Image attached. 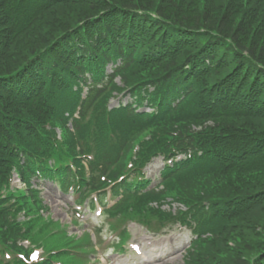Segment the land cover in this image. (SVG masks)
<instances>
[{
  "label": "trees",
  "instance_id": "1",
  "mask_svg": "<svg viewBox=\"0 0 264 264\" xmlns=\"http://www.w3.org/2000/svg\"><path fill=\"white\" fill-rule=\"evenodd\" d=\"M227 1L0 0V176L10 153H30L45 122L65 125L63 114L79 105L74 125L80 131L88 117L82 130L96 162L91 185L98 172L110 179L121 174L125 163L113 160L123 150L130 157L134 144L139 165L188 146L205 153L198 167L164 173L159 192H126L118 214L145 220L160 213L149 202L171 196L197 211L183 219L199 234L210 233L194 243L187 264H264V0ZM75 8L77 14L54 22L59 11ZM190 9L196 13L187 16ZM44 19L48 38L39 37L23 58L4 60ZM117 58L122 66L103 81L104 65ZM86 74L91 84L80 100L73 87L79 78L87 85ZM145 86L154 87L156 114H135L129 106L106 112L113 92L128 89L141 100ZM111 132L123 145L116 154ZM212 141L223 155L219 167L207 165ZM128 199L136 203L122 208ZM6 219L0 209V238L11 240L18 230Z\"/></svg>",
  "mask_w": 264,
  "mask_h": 264
},
{
  "label": "rangeland",
  "instance_id": "2",
  "mask_svg": "<svg viewBox=\"0 0 264 264\" xmlns=\"http://www.w3.org/2000/svg\"><path fill=\"white\" fill-rule=\"evenodd\" d=\"M224 1L226 2V0ZM228 1L230 2V0ZM237 8L240 9L241 4L238 5ZM193 11H191L190 9L189 12H186V15L188 16V14L196 13L195 10ZM78 12H79L78 8L72 10L69 9L64 12L59 11L60 19L56 17L54 22L60 23L63 19L66 18L69 19L70 17H72V15L77 14ZM45 19L40 22V24L37 26L38 27L37 30L34 31L32 35L25 37L21 41L14 44L11 57L9 58L8 56L4 60L9 59V62L13 63L12 58H15L16 60L18 59V57L23 58L25 56L24 54L26 53L24 52V50L38 43L39 37L48 38L50 32L46 28L42 27V25H44L45 27V22L47 21ZM186 19H188V17H186ZM126 100L127 98H125L123 101L125 102ZM112 101L113 102L112 104L110 103V106H115L116 102H118V100L116 99ZM149 167L150 169L145 171L146 177L151 179L152 185H154L157 182L158 172L162 168V163L160 159H156L154 162H152V164ZM33 183L41 191V198L43 199V204L46 205L48 208L47 212L44 215L46 216L49 215L53 220L60 221L62 225L65 226L67 225L70 233L81 235L83 231L91 232L97 226H100L103 229V236H102L103 246L101 245V247L103 251L107 252V254L105 258H102L100 255H98L97 260L96 257H94V255H86V258L89 261L87 264H143L144 261H148V262L151 261L152 263L150 264H182L185 250L189 245L188 244L189 240L191 239V235L189 231L184 229L180 230L177 228L174 229L173 231L169 230L168 232H166L167 234H165L164 236H152L145 233L144 230L137 228L136 225L130 223L127 226L129 232L132 234L129 243L134 240V235H136L137 237L141 238V242L143 241V239H145L149 241L151 245L154 246L158 245L155 246V252L146 253L145 251H149L151 249L148 248L147 250H144L142 256L136 258L133 254L130 253L127 243L124 245L123 250L121 252L119 253L112 252V250H110L112 236H108V233L106 232V226L103 225V222L106 221L103 213L100 217L97 218V220H95L94 222H90L89 221L90 217H96V216L95 213L89 212L87 213L86 216L82 218L80 217L77 218L79 224L77 226H73L71 223V219L73 216L76 217L73 208L74 197L71 196L70 194L65 195L63 193H60L59 191H57L54 184L52 183H47L43 181H39V182L33 181ZM245 224L246 222H244V225ZM257 232H259V230H257ZM230 233L225 235L224 240L229 238ZM252 235H255V233H253ZM158 240H165V241L170 240V242L162 245L156 243V241ZM242 240L243 239L236 241L237 243H239L238 245L242 243ZM160 254L162 255L169 254V255L162 260H155L154 257ZM105 259L106 261H104Z\"/></svg>",
  "mask_w": 264,
  "mask_h": 264
},
{
  "label": "bare ground",
  "instance_id": "3",
  "mask_svg": "<svg viewBox=\"0 0 264 264\" xmlns=\"http://www.w3.org/2000/svg\"><path fill=\"white\" fill-rule=\"evenodd\" d=\"M159 260H161V259H159Z\"/></svg>",
  "mask_w": 264,
  "mask_h": 264
}]
</instances>
